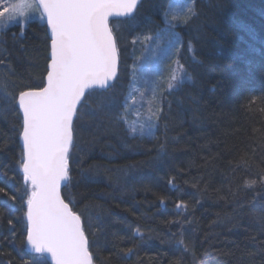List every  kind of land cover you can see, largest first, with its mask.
I'll list each match as a JSON object with an SVG mask.
<instances>
[{
    "label": "trees",
    "instance_id": "1",
    "mask_svg": "<svg viewBox=\"0 0 264 264\" xmlns=\"http://www.w3.org/2000/svg\"><path fill=\"white\" fill-rule=\"evenodd\" d=\"M172 1L144 0L134 18L110 23L118 75L86 95L62 198L81 216L93 264H264V0H191L198 15L171 28L187 44L175 54L190 43L197 52V65L181 57L189 81L160 90L150 137L117 123L134 37L162 31ZM48 42L42 21L0 29V264L32 258L11 94L43 87Z\"/></svg>",
    "mask_w": 264,
    "mask_h": 264
},
{
    "label": "snow or ice",
    "instance_id": "2",
    "mask_svg": "<svg viewBox=\"0 0 264 264\" xmlns=\"http://www.w3.org/2000/svg\"><path fill=\"white\" fill-rule=\"evenodd\" d=\"M143 4L144 0H20L11 9L0 11V29H6L10 22L23 29L27 17L38 13L41 21L46 19L51 31L46 86L11 94V103L18 105L22 113L19 135L23 148L19 164L26 184L27 245L33 254L30 264H39L36 258L44 253H50L55 264H93L81 216L61 198V180L70 182L74 125L82 115H89L85 89L93 83L104 87L115 75L117 47L109 15L115 10L118 16L134 18ZM189 12L193 18L198 15L191 7ZM164 13L167 17V9ZM173 21V27L181 23L177 17ZM190 22L183 21L184 27ZM178 79L177 75L172 76L169 94ZM124 107H128L127 100ZM154 115L157 120L163 118L159 108ZM117 123H125L123 117ZM155 126L141 125V133L145 127L151 131ZM131 130L135 132L136 128ZM0 193L8 195L4 188H0ZM8 199L15 201L16 197Z\"/></svg>",
    "mask_w": 264,
    "mask_h": 264
},
{
    "label": "rangeland",
    "instance_id": "3",
    "mask_svg": "<svg viewBox=\"0 0 264 264\" xmlns=\"http://www.w3.org/2000/svg\"><path fill=\"white\" fill-rule=\"evenodd\" d=\"M20 0H0V11L4 8L11 9L12 5L19 3ZM191 6V0H173L167 8V17L164 18V28L153 36L140 35L137 38L134 37L135 43H138L139 53L136 56L134 63L130 65L129 74V86L126 100L128 103L127 109H124L123 120L125 121L127 129L133 135H140L150 137L156 129L149 131L147 127L143 134L141 133V125L147 126L149 123L156 125V115L154 112L159 108L161 102V89L164 88L168 91V84L174 73L170 78L160 81L156 76L158 73L159 65L164 59L167 62L171 59L175 50L179 44V39L173 28V17L182 19L187 13H189V7ZM7 15V13H6ZM39 14L29 15L25 23L26 28L29 21L38 20ZM172 22V23H170ZM17 26L14 22H10L7 27ZM150 37V39H145ZM179 83V82H176ZM155 91V96H153ZM132 127L136 128L135 132H132ZM86 236V235H85ZM32 257V256H31ZM39 264L46 261L43 257H37Z\"/></svg>",
    "mask_w": 264,
    "mask_h": 264
},
{
    "label": "bare ground",
    "instance_id": "4",
    "mask_svg": "<svg viewBox=\"0 0 264 264\" xmlns=\"http://www.w3.org/2000/svg\"><path fill=\"white\" fill-rule=\"evenodd\" d=\"M43 22V25L45 27V24H44V21ZM112 22V21H111ZM109 22V27H110V23ZM111 29V27H110ZM46 30V29H45ZM176 35L178 34L177 32L175 33ZM48 37V36H47ZM178 39L180 40V42L186 44V41H185V38L180 35V38L179 36L177 35ZM49 39V38H48ZM181 43V44H182ZM191 44V43H190ZM48 45H49V42H48ZM187 45V44H186ZM188 48H189V44H188ZM182 52V51H180ZM177 53L175 54L171 59H169L167 62H161L160 65H159V69H158V73H157V77L159 78L160 81L164 80V83H165V79L167 78H170L171 75H173L174 73H177L179 79L177 82V86H176V89L179 88L181 85H183L184 83L188 82L189 81V76L188 74L186 73V70L184 69V63L181 59L182 55L185 57V58H188L186 59V61L190 64H193V65H197L198 63V58H195L196 57V54L197 52L195 51V49L193 48L192 44H191V51L190 53L186 54V53ZM49 55V51L47 53V57ZM117 55H118V52H117ZM49 61V60H48ZM48 65V64H47ZM47 73V72H46ZM118 75V74H117ZM44 86V85H43ZM110 88V87H109ZM108 88V89H109ZM107 90V89H106ZM165 90V89H164ZM104 91V90H103ZM75 213V212H74ZM77 214V213H75ZM78 215V214H77ZM82 222V221H81ZM27 223V222H26ZM27 251V250H26ZM28 253V252H27ZM29 254V253H28ZM30 255V254H29ZM32 256V255H31Z\"/></svg>",
    "mask_w": 264,
    "mask_h": 264
},
{
    "label": "water",
    "instance_id": "5",
    "mask_svg": "<svg viewBox=\"0 0 264 264\" xmlns=\"http://www.w3.org/2000/svg\"><path fill=\"white\" fill-rule=\"evenodd\" d=\"M123 18H127V17H122V16L116 15L115 14V10H114L113 13L109 15L108 20L110 21V20H114V19H123ZM44 24H45L46 34H47V36L49 38V55H48V60H49L48 61V64H49L50 58H51V46H50L51 31L47 27L46 19L44 20ZM47 71H48V65H47ZM117 74H118V55H116L115 75L111 79H109L108 81H106V85L104 87H101L99 84H95V83L91 84L90 87H88V88L85 89V94L87 95L90 91H93V90H106V89H108L114 83V81H115V79L117 77ZM46 77H47V73H46L45 78H44V86H46V83H47ZM81 99H84V97H82ZM78 106H79V104H78ZM17 107H18V105H17ZM20 114H21V119H22V113L20 112ZM19 143H20V146H21V149H22L23 148V143H22V139L21 138H19ZM66 182L67 181H65V180H61L60 193H62V189L64 188ZM61 198H62V195H61ZM69 208H70V206H69ZM26 222H27V218H26ZM81 224H82V222H81ZM82 228H83V226H82ZM26 250H27V252L30 255H33L31 248L27 245V239H26ZM41 256L45 258V260H46V262L48 264H55V261H53L51 259V254L50 253H44Z\"/></svg>",
    "mask_w": 264,
    "mask_h": 264
}]
</instances>
